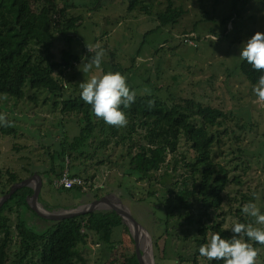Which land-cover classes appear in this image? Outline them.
<instances>
[{
    "label": "rangeland",
    "instance_id": "374dc122",
    "mask_svg": "<svg viewBox=\"0 0 264 264\" xmlns=\"http://www.w3.org/2000/svg\"><path fill=\"white\" fill-rule=\"evenodd\" d=\"M170 2L173 8L182 11V15L175 24L161 27L157 14L164 13ZM231 2L150 0L151 9L146 14L141 10L128 13L127 0H57L58 8L68 6L67 13L79 20L80 28L70 34L73 37L70 50L80 59L71 67L56 70L54 76L63 80L65 95L79 97V84L93 75L102 74L95 69L84 73L82 68L86 58L94 55V51L87 47L100 43L107 52L102 64L103 73L112 71L125 75L130 88L138 95H148L145 92L148 88L151 94L163 100L177 95L225 112L227 124L222 132L226 130L227 134L221 151H217L222 153L216 156V161L226 168L230 184L223 194L219 211L221 218L211 215L210 219L223 221L224 229L232 236L231 228L237 223L234 213L246 203L242 201V195L251 198V202L256 203L264 214V103L258 102L254 87L237 68L242 61L239 57L242 45L256 32L264 33V0H238L240 14L234 15L235 19L227 24L219 23L230 13ZM191 34H194L190 36L191 43H186L185 36ZM68 46L59 35L56 36L52 53L57 62H61L62 50ZM133 59H136L134 64ZM123 70L128 72H121ZM29 94L31 92L27 90V96ZM48 98L55 97L40 92L39 102L31 103L26 99L16 101L0 96V114L13 125L0 126V198L11 188L10 175L16 176L20 182L31 179L28 187L31 191L36 190L38 180L35 176L41 179L43 173H49L52 157L54 165H57L55 173L62 172V163L58 164L56 155L65 138L71 143L79 136L80 127L74 116L61 119L60 107L55 108L53 104L56 99ZM8 128L14 130L16 136H4L2 130ZM96 135L78 153H67L62 164L63 170L83 165L85 172L81 179L87 183L85 192L76 195L74 192L55 191L46 177H42L38 203L30 199L29 210L58 217L80 202L82 204L78 205H89L84 211L86 213H107L111 207L117 209L123 218V226L129 229L120 227L114 230L110 252L106 251L107 245L104 248L94 245L90 239L88 251L82 253L86 264L134 263L135 243L130 234L134 228L129 225L128 213L137 223L138 250L145 264H191L198 239L196 210L189 211L193 219L189 223L185 211H174L177 205L166 191L172 183L180 180V166L174 175L172 166L167 172L162 169L158 173L160 184L154 183L152 190L148 191L146 180L130 176L129 160L126 156L122 160L121 156L125 154L121 148L109 144L102 152H94L101 141ZM180 153L188 161L192 158L184 141ZM89 155L93 157L88 158ZM49 178L53 180L55 176ZM235 178L239 184L234 182ZM153 190L156 191L154 197L149 198L148 192ZM96 201L102 203L93 205ZM14 212L10 218L11 225L16 218ZM22 214L35 232L46 231L54 223ZM244 217L255 225L254 218ZM257 264H264V246L259 249Z\"/></svg>",
    "mask_w": 264,
    "mask_h": 264
},
{
    "label": "trees",
    "instance_id": "16d2710c",
    "mask_svg": "<svg viewBox=\"0 0 264 264\" xmlns=\"http://www.w3.org/2000/svg\"><path fill=\"white\" fill-rule=\"evenodd\" d=\"M219 1L216 0V3ZM149 2L150 0H127V12L141 10L149 14ZM237 3L238 0H232L230 13L219 23L227 24L231 19H235L234 15L240 14ZM67 7L58 8L57 0H0V96L7 94V98L16 101L26 99L31 103H38V94L46 92L55 97L48 99H56L53 104L55 108L60 107L61 119L69 116L78 119L79 136L71 143L64 139L61 150L56 155L58 164L64 163L67 153L76 154L78 150L86 147L87 141L97 134L101 141L95 146L94 152H102L109 144L121 148L125 154L121 156L122 160L124 156L129 160L130 176L146 180L148 191L152 190L154 183L160 184L158 173L162 169L167 172L172 166L171 173L174 175L180 166V180L172 183L166 191L172 202L177 205L174 211H185L189 216V223L193 222L189 211L196 210L195 226L198 239L195 241L191 264H223V261H209L201 257L199 248L209 242L214 233H219L222 238H231L230 232L222 225L223 221L210 219L211 215L221 218L219 211L223 194L230 184L226 168L216 161V156L222 153L217 151H221L223 139L227 134L226 130L222 132L227 124L225 112L177 95L163 100L156 94H137L135 103L124 110L129 119L126 127L108 126L97 119L91 106L86 104L80 95H65L63 80L54 76L56 70L71 67L73 63H79L80 59L70 50L73 42L70 34L77 32L80 23L67 13ZM181 15L182 11L173 8L170 2L164 13L157 14V19L161 27H168L175 24ZM57 35L69 45L66 50H62L61 62H57L52 53ZM135 60H132L133 64ZM237 68L241 76L253 87L259 76L264 74L254 70L246 60H242ZM27 90L31 92L28 96ZM149 100L154 101L151 108L148 107ZM2 134L16 136L15 131L9 128L2 130ZM182 141L190 148V161L180 153ZM91 157L93 156L89 155L88 158ZM62 164L60 170L63 172L67 169L72 178H81L85 172L82 164V167L73 166L64 170ZM56 166L52 157V169L49 173H43L42 183V177H46L51 185L52 181L62 174L55 173ZM51 175L55 176L53 180L49 178ZM233 180L239 184L237 178ZM18 182L20 181L16 176L10 175V186ZM58 191L74 192L76 195L82 193L78 188ZM155 192H148V197H154ZM32 193L29 188L18 190L0 208V264H86L82 253L88 251L90 239L94 245L103 248L107 245L106 251L110 252L114 230L120 227L127 230L121 218L110 211L86 213L62 222H54L46 231L35 232L22 214H31L26 199ZM241 199L246 203L251 201V198L244 195ZM13 211L16 218L14 225H11ZM242 214L241 209L235 211L237 222L252 223L251 219ZM168 216L169 214L165 219ZM254 246L258 249L262 247L259 244ZM133 264H139L135 256Z\"/></svg>",
    "mask_w": 264,
    "mask_h": 264
},
{
    "label": "clouds",
    "instance_id": "9594fccd",
    "mask_svg": "<svg viewBox=\"0 0 264 264\" xmlns=\"http://www.w3.org/2000/svg\"><path fill=\"white\" fill-rule=\"evenodd\" d=\"M94 55L86 58L82 68L84 73L93 69L100 71L99 76L93 75L87 81L79 84L81 99L92 108V113L97 119L108 126L124 128L129 119L124 111L135 103L137 93L132 90L127 82V77L120 72L108 71L103 73L102 64L107 55L105 48L100 44L88 46ZM240 59L246 60L254 70L264 73V33L256 32L240 49ZM81 65L79 66L80 69ZM151 95V90L145 88ZM253 92L258 102L264 103V74L260 75ZM7 99V94H3ZM154 106V101H148V107ZM0 126L11 127L12 122L0 114ZM242 213L254 218L255 225L264 226V214L254 202H247L242 207ZM253 223L233 224L231 238H222L219 233H214L209 242L202 244L199 255L209 261H223V264H257L259 249L255 244L264 246V227H257Z\"/></svg>",
    "mask_w": 264,
    "mask_h": 264
},
{
    "label": "water",
    "instance_id": "95a60500",
    "mask_svg": "<svg viewBox=\"0 0 264 264\" xmlns=\"http://www.w3.org/2000/svg\"><path fill=\"white\" fill-rule=\"evenodd\" d=\"M38 180V187L36 190H33V193L31 195V197H27L26 199V204H27V208H28V201L30 199H33L35 202H37V199H38V196H39V190L41 188V179L39 178V176H35ZM31 182V179H26V180H23L21 182H18L14 185L11 186L10 190L8 191V193L6 195H4L2 198H0V208L12 197V195L17 192L18 190H21L23 188H29L28 185L30 184ZM38 203V202H37ZM102 203L101 201H96L95 203H92L93 205L94 204H100ZM92 206V205H90ZM89 207V205H79L77 206L76 208L72 209V210H69L66 214L62 215V216H58V217H53L52 215H43V214H36L34 212H31L28 208V211L31 213V215H33L34 217H37V218H40V219H43V220H46V221H51V222H62L66 219H70V218H75V217H78V216H81V215H84L86 212H84L86 210V208ZM111 211L115 212L116 215H118L120 218H121V221L123 222V218L122 216L118 213V210L111 207L110 208ZM129 215V221H130V224L132 226V228H134V232H132L130 230V234L132 235V238H133V241L135 243V253H136V259L138 261L139 264H145L143 259H142V254L139 252L138 250V240H137V236H136V232H135V228L137 227V223L136 221L133 219V217L128 213ZM128 228V227H127ZM129 229V228H128Z\"/></svg>",
    "mask_w": 264,
    "mask_h": 264
},
{
    "label": "built area",
    "instance_id": "2783aa9c",
    "mask_svg": "<svg viewBox=\"0 0 264 264\" xmlns=\"http://www.w3.org/2000/svg\"><path fill=\"white\" fill-rule=\"evenodd\" d=\"M193 35L194 34L185 36V42L191 43L192 37H190V36H193ZM195 38L196 37L194 36V39ZM52 186L56 190H72V189L78 188L83 193V192H85V188L87 187V183H85V181L81 178H72L70 176L69 172L67 171V169H65L58 178H56L52 181Z\"/></svg>",
    "mask_w": 264,
    "mask_h": 264
},
{
    "label": "flooded vegetation",
    "instance_id": "af4514ba",
    "mask_svg": "<svg viewBox=\"0 0 264 264\" xmlns=\"http://www.w3.org/2000/svg\"><path fill=\"white\" fill-rule=\"evenodd\" d=\"M95 203V202H94ZM78 204H82L81 202ZM78 204H76V206H74L72 209L76 208L77 206H79ZM88 205V204H87ZM84 206V205H83Z\"/></svg>",
    "mask_w": 264,
    "mask_h": 264
},
{
    "label": "crops",
    "instance_id": "0c3cea01",
    "mask_svg": "<svg viewBox=\"0 0 264 264\" xmlns=\"http://www.w3.org/2000/svg\"><path fill=\"white\" fill-rule=\"evenodd\" d=\"M55 191H58V190H56V189H54ZM78 204V203H77ZM74 206H76V204L74 205Z\"/></svg>",
    "mask_w": 264,
    "mask_h": 264
},
{
    "label": "bare ground",
    "instance_id": "6f19581e",
    "mask_svg": "<svg viewBox=\"0 0 264 264\" xmlns=\"http://www.w3.org/2000/svg\"><path fill=\"white\" fill-rule=\"evenodd\" d=\"M131 226V224H129ZM132 227V226H131Z\"/></svg>",
    "mask_w": 264,
    "mask_h": 264
}]
</instances>
